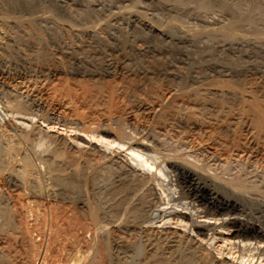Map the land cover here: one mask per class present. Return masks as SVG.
Returning <instances> with one entry per match:
<instances>
[{"label":"bare ground","instance_id":"6f19581e","mask_svg":"<svg viewBox=\"0 0 264 264\" xmlns=\"http://www.w3.org/2000/svg\"><path fill=\"white\" fill-rule=\"evenodd\" d=\"M81 1L82 3H80L78 7H71L67 5L68 3H64L63 0H0V77L9 76L10 78L11 75L29 78L43 77L49 81L51 79H61L64 77V72L67 71L77 77V79L78 77H82L84 80L90 82L92 86L96 87L99 84L101 85L104 84V82H107L111 85L108 89L114 88V91H123V93L127 92L125 78L130 79L134 77L137 78V81L135 84L131 82L134 87L131 90H128L130 93L129 95L127 94L128 97L126 96L128 99L125 98L129 102L130 100H133L134 102H132L134 104L127 110H123L125 113L124 117L130 121V123L139 122L138 120L141 118L147 122L146 124H153L152 122L157 120V118L160 119L162 116L165 117L167 107H170L169 110L176 111V114H174L171 119H176L177 121L185 120V115L192 109V105H190L187 100L190 95H196L198 98L200 97L202 99L208 97H220L222 98L221 100H223L225 97L227 100L230 98L232 102L249 100L252 109L256 113L255 116H258V120L254 118V120H257L255 122H258L255 124H259V126L264 125V90L261 89L256 94L250 93L252 92L251 88L253 87V84L256 85V83L253 82L257 81H253L252 79L255 77L257 78V76L262 79L264 78V35L262 38L259 37L261 40L263 39L262 41H259L260 39L256 36L258 38L257 41L250 40V35H248L247 39L240 36L236 37L238 34L237 32L236 36L235 34H232L235 38L233 37L230 39L224 32H222V34H225V37H228L230 40H227L225 37V39L212 37V40L210 39L208 42H205V44L207 43L206 45L199 47V41L190 36V34H187L189 32H186V29L182 32L183 30L180 31L174 29V26L172 25L175 23L169 25L174 19L172 21L169 20V22L166 20L167 18H164L169 24L163 19H159L158 16L151 20V18L146 17L147 15H144L145 13H143L144 10H141V6L134 10H125L124 8L120 10L121 8L119 6L121 5H117L118 10L121 12L119 11L120 15H118L119 12H115L116 14L114 13L113 15L114 20L112 19V21H116V23L111 21L112 25L110 23L102 25L101 23H104L103 12L105 11L102 7L106 6V3L108 2L106 0ZM143 1L145 5L144 8L150 10V14L152 15H154L153 11L156 13L158 6H161L166 13L169 12L170 16L172 13L173 15H176L177 12L182 11L186 15L197 18L204 29L208 28V30H211L216 27H225L224 29L229 28L230 23L228 24L227 20L224 21L222 17L218 16L217 18L210 19V16L209 18H206V16H202L199 11L195 9V6H207L211 0ZM242 1L243 0H220L219 4L224 5L226 3H231L239 9L243 8L241 9V15L245 16L246 19L251 20L252 8H250V3L244 4ZM243 5H245V7ZM84 10L86 13L82 14L81 11ZM150 11H148V13ZM51 13L53 16L50 17L48 14ZM108 15L112 16V14ZM173 17L175 18V16ZM24 18L28 20L23 21ZM57 18H61V21ZM65 20L71 21L72 24L76 26L74 27V30H72V28L69 29V31H75L72 36L68 35L70 32L66 34L68 31L65 30L68 28L64 26V22H66ZM113 23L116 25H113ZM165 23L167 26H165ZM124 24L131 26L133 32L127 31V28V30H125ZM183 25L179 27L184 28ZM69 26L70 25H68V27ZM199 28L201 29L200 26ZM233 28L235 27L233 26ZM189 29L190 27L187 30ZM200 29L198 30L200 31ZM220 29L221 28H219V30ZM229 29H231V27ZM79 31L81 32L79 33ZM226 31L228 32L227 29ZM233 31L235 32L236 29ZM216 32L218 33V31ZM229 33L232 32L230 31ZM260 33H262V31L259 32V34ZM59 55H61L60 57L65 56L71 58L76 65L67 68H64L59 64L55 65L54 60L60 58ZM47 57L49 59L51 58L53 62L48 63L45 61V63H42L43 59H48ZM236 75L247 79L246 83L243 85L245 91L241 92L239 90L241 93H238L235 89L233 90L227 82ZM159 81H162L167 86L158 94L151 98L139 97V90L143 87L145 88L148 82ZM237 84L238 83H236V85ZM17 85H20V91L24 92L22 94H26L24 96H26L27 100H16V102H13V100H9L11 98L8 97L9 102H7L8 100L6 99L5 102L7 103L0 105V173L3 172L2 175L8 179L9 183L11 182L16 186H21L22 177L26 175L33 177V180L31 179L32 182L38 181V177L45 174L43 166L47 165L48 168L52 167L55 169L52 171H56V179L59 181L58 183H63L66 187H76L77 180H74L73 177H70L69 179L68 174H60V172L66 171L64 169L69 167V163H71V167L73 162L76 163V161H78L80 163L79 159L75 158L76 156L74 157L75 159L73 157L65 158L64 156V151H70V149L75 148L79 152L90 153L94 157H101V159L99 158L100 160L94 164L92 173L90 172L91 174L89 177H86L89 178L92 184V188H90V190L92 189L91 194H117V196H114L115 198L113 197L114 199L110 196V199L102 197L107 209L105 206L103 208H105L107 212H113V215L116 213L117 210L115 211L113 207L115 199L116 201L117 199L119 200V198L120 200L122 199V201L124 199L125 201L130 198L131 200L134 199V203L130 201L133 205L130 204V208L128 210L126 209L128 211L127 223L130 222L141 227L147 222L149 217L150 219L151 217L152 219H155L157 218L155 216H162L164 217L163 220L166 219V221L167 219L170 220L174 218L186 221V223H189L190 227L196 231L198 236H206L210 231L211 236L208 237L213 239L217 237L216 234L220 236L226 234V230L223 231L222 229H228V239L229 237H242L244 239L252 237L254 239L256 237L261 238L264 235L262 225L241 216L251 212L252 209V201L246 196L247 194L244 195L245 192L243 193L241 190H235L233 187L231 188L232 184L229 185V187L228 184L213 177L214 174L211 176L204 173V171L202 172V170L200 171L192 167V165L189 166L185 161L182 162L183 160H180L173 155L174 158L168 156L163 157L165 153H162L164 154L163 156H157L158 147L154 148L155 145L152 146V144L148 142V137L144 135V133L141 134V129L140 133H136L137 135L134 131L133 133L135 135L128 133L122 125L123 123L121 121L123 119L121 121L119 120L121 123L115 121L116 119L111 122L109 119L110 117L108 118L110 115L104 116L108 111H104L105 113L103 112L104 114H102V118L104 117L102 121L104 122L103 124L101 123L96 126H93V124L92 126L85 127L86 129H83L85 135L78 133V135L76 134V136H73L71 139H67L66 137L63 138L64 136L60 137L61 135L48 134L47 130H45L42 125L29 122L30 119L26 117L5 118V113H20L24 114V116L31 114L34 115L38 108H46L47 111L49 107L51 108L50 105H56L64 113L66 109H68L67 102L64 100V91L61 92L63 93L64 98L61 97L62 95H60V97H54L47 89L43 90L42 88L29 84V82L22 81ZM62 85L63 84H61V86ZM13 86L14 85H12V87ZM14 88L16 89L17 87ZM113 90L111 92H113ZM118 96L120 97V95ZM103 97L106 98L105 96H102V98ZM198 98L196 97L195 99ZM120 100H122V98ZM97 104L98 103H96V105ZM200 104L202 105V103ZM207 108L210 107L206 106V110ZM203 109L205 110V107ZM191 111L193 113V110ZM39 117L46 120V122L51 120L49 114H46L45 116L39 115ZM229 118L234 121V119L238 118V114L235 112L231 113ZM101 120L99 121L101 122ZM29 123L30 128L28 129L27 124ZM191 124L192 127H199V129H207L210 127L209 122L207 128L202 127L194 120ZM229 125H227V127H229ZM249 129L248 130L251 132V128ZM204 131L206 132V130ZM95 134H98L103 139L107 140V145L114 143L116 144V147L112 149L109 146L102 147L98 145L92 140V137ZM45 138L50 142H53L54 146L52 145L53 148L48 146V149L44 148V150L42 148L43 150L39 151L37 147L41 148L39 145L43 143L42 141H44ZM209 139H211V137H209ZM212 139L214 138L212 137ZM150 142L152 143L153 140H150ZM44 143L42 145L46 146ZM126 150L132 153V157H130L131 155L128 157V153L124 152ZM159 157H161V159ZM69 158H73L74 160H69ZM158 158L159 160H157ZM94 159H96V157L92 160ZM129 159L132 160L130 161ZM136 160L137 163H135ZM22 163H31L32 165L30 169L27 170L25 167L26 165H22ZM152 167H154L157 172H153ZM21 170H23V176L18 175V172H21ZM57 171L59 173H57ZM159 175H162L163 177L161 178ZM49 176L50 175H48V177ZM86 177L85 179H87ZM34 191H36V189ZM65 191L67 192V189ZM186 198H189V200L184 201ZM164 199H167V204L171 201H174V203L172 206H162L160 203H162L161 200L165 202ZM101 200L97 203V208L102 207ZM79 201L84 203V201ZM122 201H119V203H122ZM1 204L2 203L0 202V205ZM177 204L185 210L173 206ZM257 207L258 212L264 214V202L259 203ZM124 212L126 213V211ZM118 214H120V212L117 213V215ZM117 215L112 217H121V215ZM197 216L219 220V225H216V223H213L210 220H197ZM248 218H250V216ZM148 221L150 223V220ZM166 221L154 226L167 237V243L165 246L161 245L163 247H158V243L156 242L158 239L155 241V237L152 238L147 236L145 242L143 240L149 249H147L148 252L143 251L144 244L141 240H139L138 243L135 242V244H130V242L121 244V241L117 240L116 245H124L123 247L121 246L123 250L122 259H119L120 261L122 260V262H119L118 264H252L255 263L252 262L255 254H257V257H260L259 254H261L257 264H264V250H260L261 248L259 247L261 245L253 246L245 241L239 243V241H242L239 238L240 240L236 245H241L242 251L235 263L231 262L232 260H229V257L218 260L216 259L217 256L215 257L211 255L209 257V254L205 255L206 253H201L197 246L199 243L195 246L193 242H191V239H189L190 242L186 241L185 243H182V241L174 235L175 232L173 230L174 228H172L173 226L168 225ZM218 227L221 229L218 230ZM158 230L156 232H158ZM232 242L234 243V241ZM194 243H196L195 240ZM229 252L232 254V251Z\"/></svg>","mask_w":264,"mask_h":264},{"label":"rangeland","instance_id":"374dc122","mask_svg":"<svg viewBox=\"0 0 264 264\" xmlns=\"http://www.w3.org/2000/svg\"><path fill=\"white\" fill-rule=\"evenodd\" d=\"M106 1L108 3H106V6L102 7V9L105 10L103 12L104 13V18H103L104 23H101L102 25L105 23H110L111 25H112V22L116 23V21H112V19L114 20L113 15L115 12L118 13L120 10H122V8H124L125 10H132V9L134 10L141 6L140 8L141 10H144L143 12L145 13L144 15H147L146 17L151 18V20H153L155 17L157 18V16L159 19H163V20L164 18L165 19L167 18L166 19L167 21L169 20L172 21L174 19L173 20L174 22L169 21L171 24H169V22H167L166 20L164 21H166V23H168L169 25H172L173 23H175L176 25L174 24L172 26H174V29L176 30H180V31L183 30L182 32H184L185 31L184 29H186V32H189L187 34H190V36L194 37L195 39L199 41L198 43L199 47H203L204 45L207 44V43L205 44V42H208L210 39L212 40L213 38H221V39L227 38V40H230L233 37L235 38L237 33L238 34L236 37L240 36L245 39L248 38V35L251 36L253 34L251 37L249 36L250 40H257V41L259 37L262 38L264 35L263 34V31H264V0H243L242 1V3L244 4L250 3V8H252L251 20H248L246 19L245 16L241 15L242 13L241 9L243 8L239 9L236 6H233V4L231 3L220 5L219 4L220 0H211L209 4L205 7L195 6V9L198 10L202 16H206V18H209L211 16L210 19H214L220 16L224 19V21L227 20L228 24L230 23L229 28L231 27V29L226 28L228 32L226 31V29H224L225 27L223 28L216 27L218 30L216 28H213L214 30L209 29L211 33L209 32L208 28L204 29V27L200 25V22L197 18L186 15L182 11L177 12L176 15L175 14L173 15L172 13L171 14L172 17H171L169 12L166 13V11L161 6H158L157 11L155 10L156 13L153 11L154 15H152L150 14L151 13L150 10H147L146 8H144L145 5H144L143 0H106ZM63 2L66 4L68 3L67 5L71 7H78L80 3H82L81 0H76V1L75 0H66V1L63 0ZM117 5L118 6L121 5L123 7L119 6L121 9L119 8L120 10H118ZM243 6L245 7V5ZM148 11L150 12L148 13ZM120 12L118 13V15H120ZM81 13L84 14L86 13V11L85 10L81 11ZM108 14H112V16H109ZM48 15H50V17L53 16L52 13ZM173 16H175V18ZM168 18H171V19H168ZM57 19L61 21V18H57ZM25 20H28V19L24 18L23 21ZM64 23H65L64 26L68 28L65 30V31H68L66 32V34L70 32V34L71 33L72 34L71 35L68 34V35L72 36L75 32V31L72 32V30H74L75 29L74 27L76 26H74V24H72V22L68 20ZM115 23H113V25H116ZM68 25L70 26L68 27ZM125 25L126 24H124L125 30L128 29L127 31L133 32L131 26L126 25L127 26L126 27ZM181 25H183L184 28L179 27ZM165 26H167V24ZM188 26L190 27L189 29L190 31L187 30L189 28ZM199 26L201 27V29L199 28ZM233 26L235 28H233ZM196 27L200 29V31ZM71 28L72 30L69 31V29ZM219 28H221L220 29L221 31L219 30ZM232 29L233 30L236 29V31L234 32ZM81 31H79V33ZM194 31H197V32H194ZM216 31H218V33ZM230 31L232 33H229ZM261 31L262 33L259 34V32ZM206 32H209V33H206ZM222 32H224L230 39L228 37H225L226 35L222 34ZM232 34H235V36ZM239 34H241L242 36ZM254 36L255 37L257 36L258 38L256 37L257 38L256 39ZM262 40L260 39L259 41H262ZM60 56L61 55H59V57ZM48 59L47 60L43 59L42 63H45V61L48 63L53 62L51 58L49 60ZM54 63L55 65H58V64L62 65L64 68L72 67L76 65L71 60V58H68L65 56H62L54 60ZM63 76L64 77H62L61 75L62 77L61 79H57V80L51 79L49 81L47 79H44L43 77L29 78V77H23V76H17V75H13V76L11 75L10 78L9 76L0 77L1 79L0 80V105L1 104L4 105L5 103L9 102V100L11 101L13 100V102H16V100L17 101L27 100L26 96H24L26 94H22L24 92L20 91L21 90V88L19 87L20 85H17L18 83L20 84L22 81L29 82V84L36 86L38 88H42L43 90L47 89L49 92H51V94L54 97H60V95H62L61 97L64 98L65 96L64 100L67 102V105H68V109H66L67 112L65 111V113L61 111V109L58 108L56 105L55 106L50 105L51 108L49 107V109H47L48 112L46 111V108H38V110H36L37 111L36 114L34 115L31 114V115L24 116V114H20V113H5L4 114L5 118L26 117L30 119L29 122H32L35 124L38 123L42 125V127L45 128V130H47L48 134L50 133L51 135H58V136L61 135L60 137L64 136L63 138L66 137L67 139L68 138L71 139L73 136H76V134L78 135V133L83 135L84 134L83 129H86L85 127L92 126L93 124H94L93 126L99 125L101 123L103 124L104 122L102 121L104 117L102 118V114L105 113L104 111L109 112L111 110L109 113L108 112L105 113L104 116L110 115L108 116V118L110 117L109 119L111 122H113L115 119H116L115 121H119V120L121 121L123 119L121 121L123 123L122 124L123 127L125 128L126 131H128V133L132 135H135L136 133L138 134L142 130L141 134L144 133V135L148 137L149 139L148 142L152 144V146L155 145L154 148L158 147L157 156L159 155L163 156L164 154L162 153H165L163 157H166V156L173 157L174 156L180 160H183L182 162L185 161V163H187L189 166L192 165V167L200 171L202 170V172L204 171V173H207L211 176L214 174L213 177L217 178L218 180L220 179L221 182L228 184V186L232 184L231 188L233 187L235 190H241L243 193L245 192L244 195L247 194L246 196L249 197L252 201L251 208L253 210L251 209V212L243 214L241 216H244L243 218L249 219V220L251 219L252 221H255L258 224L262 225V228L264 230V226H263L264 225V218H263L264 214H261L260 212H258V207H257L259 203L264 202V188H263L264 187V125L259 126V124H255V123H258V122H255L258 120L257 119L258 116L257 117L255 116L256 113L252 109L251 102H249V100L247 101L241 100L237 102L235 101L232 102L230 98H228L229 100H227V98L225 99V97L223 100H221L222 98L220 97L218 98L208 97V98L202 99L192 94L193 96L190 95L187 102L190 103V105H192L191 110H193V113L190 110L189 113L185 115V120L177 121L176 119H171V117L174 116V114H176V111L169 110L170 107L169 108L167 107L165 117L162 116L160 117V119L157 118V120L152 122L153 124H146L147 122L141 119L140 117L139 118L142 121L138 118L139 122L130 123V121H128L124 117L125 115L124 111L125 109L127 110L128 108L132 107V105L134 104L133 103L134 101L130 100L129 102L128 100H126L128 99L126 98V96L128 97V95L130 94L128 90L129 89L131 90L134 87L132 86V83L135 84L137 81V78H134V77L130 79L125 78L127 92L123 93V91L122 92L119 91L120 92L119 93L116 90L114 91L113 90L114 88L108 89V87L111 85L107 82L106 83L104 82V84H101V85L99 84L98 86L95 87V86H92V84H90V82H88L87 80H84L82 77H78L77 79V77L73 76V74L68 73L67 71L64 72ZM233 78H235L236 81ZM255 78L252 80L253 81L257 80L256 82L255 81L253 82V83H256L257 87L255 84H253V87L251 88L252 92H250L251 94L252 93L256 94L261 89L264 90L263 89L264 88V78L262 79L260 77L261 78L260 79L259 76H257L256 79ZM231 80L227 82L229 83L230 87H232L233 90L235 89L238 93L245 91L243 88V85L246 83L247 79L241 78L236 75V76H233ZM236 83L238 84L236 85ZM61 84L63 85L61 86ZM12 85L14 86L12 87ZM166 86L167 85L163 83L162 81L161 82L160 81L159 82H148V84L145 86L146 89L143 87L141 88V90H139L140 91L138 92L139 97L151 98L154 95L158 94ZM14 87H17V88L15 89ZM59 88H60V91H59ZM111 89L113 90L114 93L115 92L116 93L114 94L113 92H111L112 91ZM53 90L54 91L56 90L57 92L56 91L54 92ZM239 90L241 92H239ZM53 92L55 95L53 94ZM61 92L65 93V95L63 96V93ZM101 92L103 93V95ZM118 95H120V97ZM102 96H105L106 98L103 97L104 98L103 99ZM8 97H10L11 99H9ZM196 97L198 99H195ZM119 98L120 99L122 98V100H120ZM6 99L7 100L9 99V100L5 102ZM215 99L216 100L218 99V100L216 101ZM101 100H104L105 102ZM96 103L98 104L96 105ZM192 103L194 104V106ZM200 103H202V105ZM202 106L205 107V110L203 109L204 107ZM206 106L210 108H207L206 110ZM102 108L105 110H103ZM234 112L238 114V118L234 119L233 121V119L231 120L229 116L231 113H234ZM46 114L50 115L51 120L49 122L48 121L46 122V120H43L42 118L39 117V115L45 116ZM254 118L257 120H254ZM99 120H101V122ZM193 120L197 121L202 127H206V128L209 122L210 127L207 128L208 130L205 128L199 129V127H192L191 122H193ZM96 121L99 123H97ZM228 121L230 122V125ZM203 124H205L206 126ZM227 125H229V127H227ZM27 127L28 129L30 128V123L27 124ZM249 128H251L252 133L254 132L253 134L249 131L250 130ZM204 130H206L207 133ZM133 131L135 132V134L133 133ZM95 135H93L92 140H94L98 145L102 147L109 146L112 149L116 147V144L114 143H112L111 145H107V142H106L107 140L103 139L98 134H95ZM207 135H210V136H207ZM209 137H211V139H209ZM212 137L214 139H212ZM256 139H258L259 141ZM150 140L151 141L153 140V142L151 143ZM42 142L43 143L45 142L44 145L46 146H43L42 145L43 143L39 145L41 147V148L37 147L39 151H42L44 148L46 149L48 146L52 148L54 146V143L50 142L46 138ZM124 152L128 153V154L125 153L128 155V157L130 155H131L130 157H132V153L130 151L128 152V150H126ZM64 156L65 158L66 157L74 158L76 156L75 158H78L81 163L80 164L78 161H76V163L73 162L72 167L70 165L71 163H69L70 168L68 167L69 169L68 168L64 169L66 170L65 172L64 171L60 172V174L62 173L61 175L68 174L69 179L70 177H73L74 180H77L78 182H77L76 187H66L63 185V183H58L59 181H57L56 179L57 178L56 171L55 172L52 171L55 169H53L52 167L48 168L47 165L43 166V171L45 172V174H43L44 176L41 175L42 178L38 177L39 178L38 181L32 182L33 177L28 176V175L23 176L24 175L23 170H21V172H18L19 176H23L21 186H16L12 184L11 182L9 183L8 179H6L4 175H2L3 172L0 173V202L2 203L0 205V264H118L119 262H122V260L120 261L119 259H122L121 257L123 256V252H122L123 250L121 246L123 247L124 245H121V246L116 245L117 240L121 241V244H125V242H128V243L130 242V244H135V242L138 243L139 240H141L142 242L144 240L145 242V239L148 236L152 238L155 237L154 238L155 241L158 239L156 241L158 243V247H160L161 245L165 246V244L167 243L166 235L162 234L157 229V227H154L156 225H159L165 222L166 219L163 220L164 217L155 216L157 217V218L153 217L155 219H152V217L150 219L149 217L148 220H150L151 224L147 220V222L141 226L143 228L142 229L141 227L133 223H130V222L127 223L126 221L128 218L127 210L130 208V204L133 205L131 202L134 203L133 201L134 199L131 200L130 198V199H127L126 201L125 199L122 201V199L120 200V198L119 200L117 199V201L115 199L116 202L114 201L113 207H114V210L115 211L117 210V211L113 215V212L111 213L105 210L106 204H104V200L102 199V197H104L105 199L106 197L110 199V197L113 198L114 196H117V194H91L92 189L90 190V188H92L91 187L92 184L89 178L87 177H89V175L92 173L94 164H96L97 161L101 159L100 156L99 157L95 156L96 159L92 160L93 158H95L94 156H92V154L79 152L75 148L70 149V151L69 150L64 151ZM73 158L72 159L69 158V160H74L75 158L74 159ZM159 158L161 159V157ZM159 158L157 160H159ZM129 160L131 161L132 159H129ZM135 163H137V160L135 161ZM22 165H26L25 167L28 170L30 169L32 164L22 163ZM152 171L153 172L156 171L154 167H152ZM57 173L59 172L57 171ZM48 175L50 176L48 177ZM159 176L161 178L163 177L162 175H159ZM85 177L87 179H85ZM35 182L37 183V185ZM35 189L36 191H34ZM66 189H67V192L65 191ZM138 195H141V194H138ZM79 200L84 201V203H81ZM100 200L102 202V207L97 208L98 207L97 203H99ZM187 200H189V198L184 199V201H187ZM119 201L120 202L122 201V203H119ZM164 201L165 202L161 200L162 203L160 204H162V206H172V204L174 203V201H171V202L168 201L170 203L167 204V199L166 200L164 199ZM104 206L105 208H103ZM173 206L178 209H182L181 206L178 204L173 205ZM123 210L126 211V213ZM182 210H185V209L183 208ZM119 212L120 214L117 215V213ZM116 215L117 216L121 215V217H114V218L112 217ZM249 216L250 218H248ZM122 217H124L125 220ZM115 218L118 220H116ZM196 219L197 220H201V219L210 220L213 223H216V225H219V220H214V218L197 216ZM166 223H168V225L170 226H173L172 228H174L173 230L175 232L174 235L178 239H180L182 243H185L186 241H189V239H191V242H193L195 246L199 243L197 246H198V250L201 253L203 254L206 253L205 255L209 254L208 255L209 257L211 255L215 257L217 256L216 259L218 260L224 259L225 257H229L230 258L229 260H232L231 262L235 263L236 259H238L239 255L241 254L240 252L242 251V246L236 245L240 239L242 241H239V243H242L245 241L246 243H250V245H253V246L261 245L259 246L261 249L260 248L259 249L264 250V235L261 238L256 237L254 239L252 237L245 238V239L242 237H237V238L229 237L228 239L227 237L228 236L227 233L229 232L228 229H222L223 231L226 230L225 231L226 234H223L222 236L216 234L217 237L213 239V238L208 237V236H211L210 231L209 233H207L206 236L205 235L198 236V234H196V231H194V229L190 227L189 223H186V221L184 220L181 221L180 219L177 220L176 218L170 219V220L167 219ZM217 229L219 230L221 228L218 227ZM157 230L158 232H156ZM223 237H225L226 239ZM194 240L196 243H194ZM232 241H234V243ZM144 242H143L144 244L143 251L148 252L149 249ZM229 251H232V254ZM259 256L261 257V254H259ZM260 257H257V254H255L253 257L254 260L252 261L255 263H252V264H257L259 262Z\"/></svg>","mask_w":264,"mask_h":264}]
</instances>
